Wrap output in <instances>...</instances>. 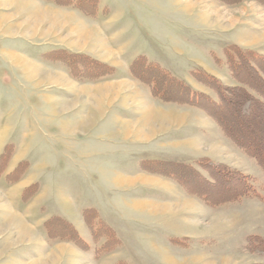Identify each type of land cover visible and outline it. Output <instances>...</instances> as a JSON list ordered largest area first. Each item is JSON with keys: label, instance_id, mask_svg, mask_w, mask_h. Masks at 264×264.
Here are the masks:
<instances>
[{"label": "rangeland", "instance_id": "1", "mask_svg": "<svg viewBox=\"0 0 264 264\" xmlns=\"http://www.w3.org/2000/svg\"><path fill=\"white\" fill-rule=\"evenodd\" d=\"M242 49L264 0H0V264H264Z\"/></svg>", "mask_w": 264, "mask_h": 264}, {"label": "trees", "instance_id": "2", "mask_svg": "<svg viewBox=\"0 0 264 264\" xmlns=\"http://www.w3.org/2000/svg\"><path fill=\"white\" fill-rule=\"evenodd\" d=\"M237 56H235L238 64L243 65L244 70L253 77L254 83L252 85L243 84L233 87L230 89L228 94L226 93L223 97L224 103L227 104L229 107L239 109V113L244 117L246 121L242 122V126L246 127L248 122H251L255 118H259L260 120L264 121V55L258 54L254 51L248 50H239L236 51ZM232 58V57H231ZM252 89L253 93H251L248 89V86ZM242 96L244 100L237 99L238 96ZM247 101L250 103L248 106V112L241 113L243 106ZM241 111V112H240ZM248 143H241L240 141H235L243 150L246 152H250L254 155L255 159H257L264 168V148H262L261 144L262 141L260 139H248ZM254 149V150H252ZM256 150V151H255ZM257 153V155L255 154ZM7 155L4 153L1 157V160ZM8 158V157H7ZM2 162V161H1ZM18 169V168H17ZM16 169V170H17ZM16 170L13 174H15ZM227 178H230L233 175V172L225 174ZM239 175H237V178ZM110 232L114 233L111 229Z\"/></svg>", "mask_w": 264, "mask_h": 264}, {"label": "crops", "instance_id": "3", "mask_svg": "<svg viewBox=\"0 0 264 264\" xmlns=\"http://www.w3.org/2000/svg\"><path fill=\"white\" fill-rule=\"evenodd\" d=\"M26 231L24 232V233H27V232H29V230L28 229H25Z\"/></svg>", "mask_w": 264, "mask_h": 264}, {"label": "bare ground", "instance_id": "4", "mask_svg": "<svg viewBox=\"0 0 264 264\" xmlns=\"http://www.w3.org/2000/svg\"><path fill=\"white\" fill-rule=\"evenodd\" d=\"M43 13V12H42ZM39 16V15H38ZM23 23V22H22ZM39 30V29H38Z\"/></svg>", "mask_w": 264, "mask_h": 264}]
</instances>
